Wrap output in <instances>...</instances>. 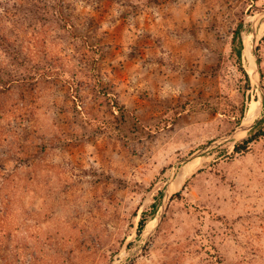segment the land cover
Wrapping results in <instances>:
<instances>
[{
	"label": "rangeland",
	"instance_id": "rangeland-1",
	"mask_svg": "<svg viewBox=\"0 0 264 264\" xmlns=\"http://www.w3.org/2000/svg\"><path fill=\"white\" fill-rule=\"evenodd\" d=\"M261 12L0 0V264H264V138L234 152L257 126L183 163L155 226L177 163L264 112Z\"/></svg>",
	"mask_w": 264,
	"mask_h": 264
},
{
	"label": "water",
	"instance_id": "water-1",
	"mask_svg": "<svg viewBox=\"0 0 264 264\" xmlns=\"http://www.w3.org/2000/svg\"><path fill=\"white\" fill-rule=\"evenodd\" d=\"M262 17H264V12H261L257 15V17L255 18V23H257ZM255 28V25H254ZM254 36V59H253V65L250 68V71H248L246 74L248 76H250L252 78V80L254 81V83L257 85V87L261 90L263 97H264V88L261 84V76H260V72H259V59L256 53V41H257V34H256V30H254L253 33ZM243 51H245V45ZM264 119V112L263 114L259 117V118H253L249 123L245 124L244 121L236 128L234 129L230 134L216 139L212 142H210L208 145H206L204 148H202L201 150H199L198 152H196L195 154H193L191 157H188L186 159H184L183 161H180L179 163H177V165L175 166L173 172L171 173V178L168 182V185L165 189L163 198H162V203H161V207L159 210L158 215L156 216L155 220H156V227L158 226L161 218L164 215V212L166 210V206L167 203L170 199L171 196V192L173 189V185L176 182V179L178 177L179 171L181 169V165H183V163H187L189 162L191 159L201 156L204 153H206L207 151H210L211 149L218 147L219 145L228 142V141H233L239 137H241L244 134H248L250 131H252L257 125L258 123H260L262 120ZM155 227V228H156ZM155 231V229H152L147 236V239L150 237V235ZM137 251L133 252L130 254L129 256V262L128 264H132V259L135 257Z\"/></svg>",
	"mask_w": 264,
	"mask_h": 264
},
{
	"label": "trees",
	"instance_id": "trees-1",
	"mask_svg": "<svg viewBox=\"0 0 264 264\" xmlns=\"http://www.w3.org/2000/svg\"><path fill=\"white\" fill-rule=\"evenodd\" d=\"M241 28L242 25H239L234 33V37H233V42H232V55H234V57L237 59V61L239 62V65L241 63V57H242V51H243V42H242V38H241ZM242 70V69H241ZM243 75L248 79V75L244 72ZM262 122H260L257 127L252 131L250 137L243 141L240 144H236L234 147V152L235 153H243L245 151L248 150V146L250 143L257 141L261 138H264V129H262L261 126ZM174 198L177 199H181V194L178 193L174 196ZM145 227V221L141 220L139 222V233H141L144 230Z\"/></svg>",
	"mask_w": 264,
	"mask_h": 264
},
{
	"label": "bare ground",
	"instance_id": "bare-ground-1",
	"mask_svg": "<svg viewBox=\"0 0 264 264\" xmlns=\"http://www.w3.org/2000/svg\"><path fill=\"white\" fill-rule=\"evenodd\" d=\"M254 109H255V107L254 106H251L249 108L248 114L254 112ZM192 167H193V164L186 165L184 167V169L181 171V176H184L186 173H188L191 170Z\"/></svg>",
	"mask_w": 264,
	"mask_h": 264
}]
</instances>
